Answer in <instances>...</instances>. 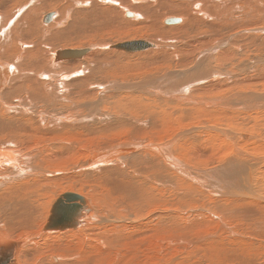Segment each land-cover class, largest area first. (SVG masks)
<instances>
[{
  "label": "bare ground",
  "instance_id": "1",
  "mask_svg": "<svg viewBox=\"0 0 264 264\" xmlns=\"http://www.w3.org/2000/svg\"><path fill=\"white\" fill-rule=\"evenodd\" d=\"M208 1L213 3L212 0H208ZM70 2H71V0H0V40L4 41L3 47H0V236L4 237L6 239L20 243L21 247L18 251V257H17L19 264H136V263L150 264L151 258H153L155 256L154 254L148 256L144 261H141V260L138 261L139 257L137 255V253L136 252L133 253L131 251V250H135L134 247H136V249H137L136 244H137L138 239H135L136 236H134V235L138 234V236L140 238V236L142 237L143 235L146 236V234H148L147 231H150V228H152V227L143 228V226H147L149 223V221H147V219H150V221L151 220H157L158 224H160L162 226H168V224H166V223H168L171 220V217H174L171 214L176 212V211H174V209H172L171 211L167 210L169 212H166V210H165L166 213L162 212L160 210H159V212H157L158 210L155 212H151L150 206H147L148 200H147V202H145V200H143L141 202L137 201L138 194H136V191H135L136 189L134 188V187H137V185H139V184L143 185V186L146 185L145 188H143L141 190L142 193H145V192L153 193V192L157 191V188H156V185L151 186L152 184L158 183V185H159L161 180H163V183L165 184L164 181L166 179H162V175H160V174H158L157 180L153 179V178L157 177L156 174L153 172V169L156 172L160 171L161 173L170 172L171 174L175 175V179H178L179 181L182 180L183 184H185L184 182L188 181L187 184H189L191 186H192V184L195 185L196 189L198 187L201 188L202 190L205 191V192L202 191L203 194L205 193V195L206 194L209 195V197H207V195L205 196V198L207 200L210 198V196L214 197L216 194H218V197H222V198L224 197L226 199V202H227V200L228 201L230 200V202H235L232 205H235V204L237 205V203L238 202L240 203V201L250 200L247 202H251V200L255 199V195H252L250 193L251 191L248 192L249 191L248 189H251V188H248L245 186V185H248L249 182H251L250 181L251 177L249 175L251 174L250 172L254 170L251 168H253L255 165H253V166L250 165V162H251L250 159L252 158V157H250L251 155L247 154L246 152H242L241 149H239L237 147H232L230 153L225 155V158H222L223 159L222 164L215 166L212 169H204L205 167H203V169H199V168H194L192 166L186 165V162H184L183 159H181L180 157H178L176 155V151H178V150H176V148L179 145V143L188 136V134L193 132V129H192V131H190L187 129L188 127L186 128L188 131H185L186 129H184L182 127V129H184L183 131H181L179 129L180 132L178 134L175 133L173 138L167 139V140L164 138L162 140L160 138H159L160 140L158 138H156V140L158 139V141H156V140L147 141L145 139L146 137L140 138L141 135L139 136L138 134H141L142 131L145 133V128H147L146 130H148L150 134H151L150 130L153 128L154 131H152V133L153 132L155 133V131H156L155 128L159 127V125L162 124V122L163 123L166 122L165 113L162 110L163 106H159L158 108H151L150 106H148V104L146 102H144L141 107L137 108L136 107L137 103H136V101L133 100V108H135L138 111V113L140 114V117H138L137 115H132L129 113V115L120 114L116 117L113 116L111 118L110 116L112 114L108 113L106 110L101 109V105L105 102L102 103L103 99L100 100L99 99L100 95H99L98 100L94 99V102L91 101L89 103H83L80 105L75 104V105H72L71 109L69 108V109L64 110L63 109L64 106L62 108L59 107V109L57 108L55 111H53L50 108H49L50 111H49V109L39 108L38 104L40 102L41 103L42 102L48 103L47 102L48 97L51 94L53 95L54 90H58V92H59L60 87L65 89V92H61L62 95L70 98V94L71 95L73 94L71 90L73 88L78 89L83 83H85L87 81V78L89 77L85 73L83 75V76L86 75L85 77H82V75H80L81 77H78V75H77L78 72H75L76 74L73 75L72 77H71L72 74L68 75L67 77H65V76L63 77V75L62 76L57 75V78L54 79L53 78V74L55 73L54 70H56L61 65V63L64 64V62H66V61H68V62L69 61H75V66H76V65H78V63L76 64V61H79V60H64V61H59V62L55 61L57 52L60 50H65V49L58 50L56 52V54H54L52 56L49 55L48 51H46V50L48 49V47L53 42H57V44L59 43L58 44V46H59L61 41H62V43L68 41V44H70V42H73V43L78 42V41L80 42L81 40H83V38H87V37L89 38L90 35L92 36V33H96L98 31L105 29V26H107L109 23L107 16L114 14V13L116 14V12H117L116 10H121V13L119 14L121 16L122 15L127 16L126 15L127 13L132 14V17H129L132 19L136 18L135 17L136 15L134 16V14H135L134 11H137L140 14V18L142 17V20H140V22H138V23L139 24H145L148 27L142 26V25H140V26L143 27L144 29H145V27H146V29L149 28V29H147L148 30L147 33H150V31H154V34H156L158 36L160 35V37H162V39H165L164 38L165 34H163V30L161 29V26H162L161 23L163 21V20H161V18L164 16V11H165L163 9L165 7L163 6L162 0H82V1H77L76 6H78V7L73 5L72 9H71L72 4H70ZM49 4H50V6L53 5L49 9V11H51L52 8H54V11L52 10L53 12H47L46 9L49 6ZM255 6L263 7L264 5L259 0H257L255 2ZM68 8H70L72 10V15H73V17L71 18L72 20L68 24L63 26L64 28H62V29L60 28V30H57L56 28L59 26L61 27V23L65 24V21H66V19L63 17V14H61L60 11L65 12L66 10H68V12H69L70 9H68ZM125 8L129 9V10H127L126 13L122 12V11H124ZM41 9H43L44 11L46 10V12L48 14L46 13L45 16L43 15L42 17H40L41 19L39 20V14L38 13ZM57 9L59 10L58 14L56 13ZM11 10H12V12L10 13ZM192 10L197 11V13L199 15H194V16L188 17L187 18V24L184 27L182 26V25H184V22L182 21V19L177 18V19H180L181 22L179 24H170V25H173L172 27H169L172 29L171 32L173 30L174 31H183L184 35H186L187 33L190 34L193 32L194 38L196 37L194 34H197V33L198 34H204L205 33L207 36V39L212 42L213 39H215V37H217V36L221 38V36H219V35L223 34L224 31L231 30L229 27H220L219 25H217L214 22L207 21V19H210V17H207L203 13L204 6L202 5V2H200L198 4H193ZM241 10H242V8H240V11ZM174 11H175V9H174ZM170 12H172L171 14L176 13V11H175V13H173V10H171ZM51 13L53 14L52 20L49 22H45V17ZM179 13L181 14V13H186V12H184V10H182V12L179 11ZM65 14H66V12H65ZM80 14H83L85 16L87 15V17H85L83 22H82L83 19L82 20L78 19L79 21L77 20V18H78L77 15L80 16ZM99 14L101 15V17L103 19H98ZM186 16H188V15H186ZM171 18H174V17H171ZM132 19H129L127 21L126 25L131 26V27H134L135 25H139L137 22H135L137 20H132ZM217 19H219V18H217ZM166 20H164L163 24L165 23ZM220 20L221 19L216 20V21H220ZM39 22H40V24H39ZM198 23H201L204 25L203 26L197 25ZM259 23H257V24H259ZM263 23H261V24L264 25ZM8 25H11V27ZM253 25H255V24H253ZM259 26H260V24H259ZM165 27L166 26H164V28ZM143 28H142V30H144ZM204 29H206L208 31H206ZM122 30H123V28H122ZM124 30H125V28H124ZM139 30L141 31L140 27H139ZM140 31H138V32L143 33ZM166 31H168V30H166ZM127 32H129V31H127ZM144 32H146V31H144ZM133 33L132 34L135 35V32H133ZM147 33H144V35H146ZM180 33H182V32H180ZM230 33H232V32H230ZM230 33L228 34V36H227V33H225L226 34L225 36H227L225 39L221 38L219 40L217 38L218 41H217V39H216V41L214 40L215 41L214 44L212 42V45L210 46V44H209V47L206 43H204L207 45L206 47H208V48L205 49L204 51H201L200 53H197L198 56L194 60L191 57L192 58L191 60H193V67L199 65L200 61H202V60L205 61V59L207 60L208 57H212L213 58L212 60H214V61H219L217 67L222 66L224 62H228V56H227L228 51H227V49L224 48V46H226L228 44L227 40H234ZM71 34H74V35L77 34L78 36L76 35V37H70ZM108 34H109L108 36L110 37L111 34L110 33H108ZM116 34H118V31ZM124 34L122 36H124ZM129 34L126 36H129ZM136 34H137V31H136ZM171 34H173V32ZM189 34L187 35V37L189 36ZM102 35H104V33ZM99 36L101 38V35H99ZM108 36H106L107 40H109ZM116 36H115V39H116ZM193 36L191 34L192 39H193ZM257 36L259 37V35H257ZM172 37H174V36H172ZM88 38L84 39V40H88ZM91 38H93V36ZM102 38L104 39L105 37L102 36ZM110 38H114V37L111 36ZM119 38H120V36H119ZM124 38H125V36H124ZM253 38H252V40H250V43L252 41L253 42L252 44H255V39H253ZM106 39H105V43H108ZM188 39H189V37H188ZM195 39H194V41H195ZM249 39H246V40L248 41ZM134 40H144V39L137 37ZM257 40H259V38ZM91 41L94 42L93 40H91ZM111 41H112V39H111ZM123 41H125V40H123ZM129 41H131V40H129ZM144 41H147V40H144ZM88 42H89L88 43V48H89L90 41H88ZM92 42H91V45L93 46ZM98 42H100V40ZM117 42H119V41H117ZM147 42H149V41H147ZM183 42H185V41H183ZM195 42H196V44L199 43L197 41H195ZM201 42H203V41H201ZM73 43H72V45H73ZM109 43L110 44L108 46H106V45L104 46V43H103V45L102 46L100 45L99 48L101 47L104 50L112 51V53L116 52L117 50H113V49L108 48L111 45H115V44H113L114 40H113V43L112 42H109ZM149 43L152 45L154 43L153 47L154 48L156 47V42H149ZM261 43H262V41H261ZM64 44H67V43H64ZM85 44L86 43L84 42V45ZM204 44L202 43L203 46H204ZM78 45L79 44L76 43L77 47H78ZM64 46H66V45H64ZM257 46H259V44ZM72 47L66 48V49H81V48H77V47L76 48H72ZM204 47H203V49H204ZM52 49H54V47ZM89 49H91V51L85 57H83L81 59L82 61H83V59L84 60H87L89 58L92 59V57L94 55H96L97 52H100L99 50H96L93 47L91 48V46ZM244 49H246V48H244ZM161 50H163V49H161ZM161 50L159 52L160 55L156 53L159 51V49L155 50L153 48H150V49H147V50L142 51V52H146V53L153 52V55L156 56V57L154 56L155 59L158 58V55H159V57L161 56L162 58L170 57L169 52L167 54V52L161 51ZM183 50L185 51V49H183ZM195 50H196V48H195ZM242 51H244V50L242 49ZM172 52L175 53V51H172ZM196 52H197V50H196ZM112 53H111V56L113 55ZM139 53L140 52H137L136 54H139ZM146 53H144V54H146ZM183 53H185V52H183ZM132 54H134V53H132ZM190 54H191V52H190ZM98 55H100V54H98ZM171 55H172V53H171ZM181 55H182V53H181ZM185 55H187V54H185ZM194 55H195V53L192 54L191 56H194ZM128 57H127V59H128ZM177 57H179V56H177ZM101 58H102V56H101ZM172 58H173V56H172ZM181 58H184V56ZM93 59H94V57H93ZM178 59L180 60V58H178ZM178 59L176 58L177 61H178ZM181 61H182V59H181ZM187 61L188 60H186V64H187ZM95 62L96 61H94V63ZM119 62H121V61H119ZM188 62L190 63V61H188ZM85 63H86V61H85ZM191 63H192V61H191ZM180 64L183 65L185 63H179V65ZM204 64L205 63H203V65ZM87 65H90V64H87ZM79 66H80V64H79ZM191 66H189V67H191ZM81 67L83 68V63L81 64ZM90 67H91V65H90ZM90 67H89V69H90ZM162 67H164V66H162ZM182 67H184V66H182ZM189 67H188V70H189ZM178 68H180V67H178ZM211 68H213V67L211 66ZM215 68L216 67L211 69V71L209 72L208 75H205V76H207L205 79L202 80V78H201V80H198V81L195 79L196 81H192V82H188V83L186 82L187 80L186 81L184 80L183 83L182 82L179 83L178 80H177L178 81L177 82L176 79L179 78L177 76H180V75L175 73V72H172L171 71L172 69H171L170 73L167 72L164 75H162L161 77L158 76L159 78H157V79H153L151 81L147 80L148 82H144V83L140 82V83H137V85H134L135 87L132 88V86H131L129 88H131L132 90L138 91L141 94H144V95L147 94L148 97L151 96V98L153 100H158L159 102H162V103H170V102H173V103L179 102L182 104L188 103L189 105H191V108L189 107L190 110L192 109V105H194L193 109H194L195 105H206V106L220 105V107H222V106L227 107L228 108L227 110H235V112H239V110H243L242 108H245V107L246 108H252L253 106L255 107L256 105H260V106L264 105V92L258 93V91L256 89L257 93H245L244 94L243 92L246 90V88H244L245 90L243 91V87H242L243 92L236 93L238 90L236 91V89H234L235 94L233 93L234 95L231 94L232 95L231 97L224 98L223 100L221 99L222 101L219 99L217 102H209L208 100H205V99H203V100L197 99V98H200L199 96L202 95L203 93L209 94V92H211V91L217 90V92H218L220 90V88L221 89L222 88L228 89L230 87L228 84H230L231 81H229L228 78L226 77V75H225L226 72L221 73V72H219L220 67L217 69H215ZM60 70L58 69L59 72H60ZM83 70H84V68H83ZM203 70H204V68H203ZM198 71L200 72V70H198ZM89 72H91V71H89ZM176 72H178V71H176ZM179 72H181V71H179ZM68 73H70V72H68ZM100 73H102V72H100ZM228 74H229V72H228ZM190 76H192V75H190ZM104 77H107V76L105 75ZM210 78H215V79L210 80ZM223 78H226V80L229 81L228 84L227 83L225 84V82L223 81L224 80ZM67 79L68 80L70 79L66 83V85H68L70 89H68V86H67V88H65L66 86L63 87L64 85L62 84V82L64 80H67ZM92 79H94V78H92ZM179 79L181 80V78H179ZM185 79H186V77H185ZM103 80L104 79H101V81H103ZM188 81H190V79ZM215 81H216V83H215ZM184 82H186V83L184 84ZM94 83H96V82H94ZM178 83L180 85H178ZM237 83H242V81L237 79ZM123 84H125V83H123ZM130 85H128V86H130ZM249 85H250V83H249ZM249 85H246V86H249ZM99 86L101 87V85H99ZM118 86H120V85H118ZM234 87H235V85H234ZM238 87H240V85ZM129 88L127 87V89H129ZM231 88H229V89H231ZM247 88H250V87H247ZM77 89H75V90L77 91ZM109 89H110V87H109ZM115 89H117V87ZM229 89L227 91H229ZM240 89H241V87H240ZM92 90L86 89L85 92H87L88 94H92ZM231 90L229 91V93L231 92ZM101 91H102V89H101ZM107 91H108V89H107ZM125 91H128V90H125ZM190 91H193L194 96L197 98L192 96L193 94L189 95ZM251 91H252V89H251ZM253 91H255V90H253ZM54 94H57V93H54ZM98 94L99 93H97L96 95H98ZM109 94H110V92H109ZM109 94L106 93V90H104L102 92L101 96H102V98H104V97H115V96H111ZM223 94L220 91V95L223 96ZM75 96H76V94H75ZM139 96L142 97L143 95L139 94ZM143 98L147 101V99L145 97H143ZM219 98H221V96ZM152 99H150V100H152ZM126 100H128V99H126ZM72 101H74V100H72ZM105 101H108V99L105 98ZM86 102H88V101H86ZM113 102H115V101H113ZM148 102H149V99H148ZM51 103H53V102H51ZM48 105L50 106V104H48ZM113 105H115V104L113 103ZM169 105H171V104H169ZM105 107H103V108H105ZM187 107H188V105H187ZM171 108H170V110H171ZM175 108L177 109L178 107H175ZM214 108H216V107H214ZM176 109H175V111H176ZM204 109H205V107H204ZM187 110H189V109H187ZM119 111H122V110H119ZM173 111L174 110H172V112ZM225 111H226V109H225ZM183 112L184 111H182V113ZM176 113L178 114V112H176ZM193 113H195V112H193ZM170 114L172 115L173 113H170ZM170 114H169V116L171 117ZM177 114H174V115H177ZM183 114H189V117H190V113H188V112L183 113ZM114 117H115V120L111 121L114 119ZM174 117H176V116H174ZM174 117L172 119H175ZM28 118H29V120H27ZM95 119H97V122H98V123L96 122L97 124L93 123ZM122 119H127V120H130L132 122H130V124H129V123H127V121H122ZM256 120L259 121V119H256ZM256 120H254V121H256ZM28 121L29 122L31 121L30 125L27 124ZM258 121H256V124ZM111 122H116L117 124L111 123ZM91 123H93V124H91ZM216 123H219V122H216ZM128 125H130L132 127L131 129L134 131V134L138 133L137 135L139 138H132L131 141H129V142H127L125 140V141L120 142V143H114L112 140H115V139L113 138V136H111V131H110V136H111L110 138H113L112 140H108V138H106L107 140L105 139L106 141L105 140L103 141L102 139L100 140V138L95 137V138H97V140L103 141L104 145L103 146L99 145L100 148L97 147L98 149L97 148H94L93 150L90 149L89 151H87L85 153L83 152V154H80V155L84 156L83 157L84 163L82 165H79L78 167L76 166L77 168H75V169L77 171H79V172L82 171V173H83V171H85L86 173L91 172L94 175V174H97L95 172H98L104 168L102 170V171H104L103 173L104 174H110L112 176L109 179H105V180L103 179L102 180L104 182L103 188L101 190H97L94 188V187H96L95 185H97V184L93 183L92 186L95 190L94 189L86 190V189H88L87 187L85 188L86 185L85 186L79 185V187L74 186L75 184H79L80 181L75 183L77 180L72 179L71 182L75 181L74 185H72L73 183L71 184V182L69 183L71 185L69 188L72 191L71 192H65L64 189L62 191L65 193L80 194V195L84 196L86 199H88L92 210L89 213L84 215V217L82 218V223L77 228L66 229L65 232H62V233H61L62 230H60V232L52 231V230L44 231V228H45V226L49 220L50 212H51V209H52L54 202L61 195H63V194L59 195L58 198H57V196L53 195L57 191L56 188L61 186V185L56 184V182L59 179L58 178V176L60 174V171L58 173L59 169L57 168L58 170L55 171V170H52V168L54 166L56 167V166L62 164V162L67 157H70V156L73 157L74 156V154H72V153L74 151H76V149H77V146H76L77 144L75 145V143H77L78 140L75 143H73V142L67 141V140H60V139L54 140V138L52 137L53 138L52 141H48L44 145H40L37 147H33V145H28L26 143L33 141V139H36L35 137H37V134H44L45 133V134H50V135H52V134L56 135V134H58V132H61V133L62 132L64 133L67 131L68 132H70V131L80 132V130H86V131H88L87 134H102L103 135L106 131L117 129V128H122V130H125L124 127L128 126ZM168 125H169V123H168ZM171 125L172 124L170 123L169 126H171ZM202 125H204V124H202ZM233 125H235V124H233ZM254 125H255V123H254ZM257 125H259V124H257ZM166 126H167V124H166ZM166 126L164 127L165 129H167L169 127V126H167V127ZM199 126H200V124H199ZM262 126H264V124L260 125L259 128ZM172 127H173V125H172ZM172 127H169L170 130L164 129L166 132L164 131L163 137L166 135L165 133H167V131L168 132L170 131L169 133L171 134ZM176 127L175 128L173 127V128L176 129ZM179 127H177V128H179ZM256 127H258V126H256ZM198 128H196V129H198ZM206 128H208V127H206ZM160 130L163 131V128H161ZM215 130H218L220 133H223L224 137L226 134H230V133L226 132L225 130H223L222 128L221 129H215ZM243 130L244 129H241V131L237 135L238 138H236V139H238L240 141V143L242 142L243 144H249V142H252V140H253L252 139L253 136L251 135L252 133L250 134L248 131H245V130L243 131ZM208 131H210V129ZM218 131H216V132L214 131L212 133H214V134L216 133L215 135L217 136ZM125 132H127V131H124V133ZM156 132L158 133L159 131L157 130ZM61 133H59V134H61ZM121 133H123V131ZM121 133L119 132V134H121ZM127 133H129V132H127ZM146 135H147V133L144 136H146ZM206 135H210V134L207 133ZM215 135H214V137H215ZM131 136L128 135V137H131ZM155 136H157V134ZM103 138H104V136H103ZM68 139H70V138L68 137ZM230 139H232V138H230ZM123 140H124V138H123ZM42 141H45V140H42ZM81 141H82V139H81ZM204 141H206V140H204ZM253 141L257 142L256 140H253ZM12 143L16 144V149H12V147L11 148L9 147L10 145H13ZM98 144H103V143L100 142ZM93 146H96V145L93 144ZM186 146H188V144ZM228 146H230V148H231V145L228 144ZM19 147H22V148H19ZM253 147H254V144H253ZM253 147L251 149V152H256L257 150L255 149V147L254 148ZM88 148H89V146H88ZM247 150H249V149H247ZM190 151H191V149H190ZM183 152L181 151V153H183ZM247 152H249V151H247ZM76 153H77V151H76ZM226 153H224V154H226ZM260 153L263 154V156H264V152H260ZM217 154H218V151H217ZM250 154H252V153H250ZM248 155H249V159H248ZM253 155H254V153H253ZM82 156H79V158ZM201 157H202V155L200 153L196 156L197 159H199ZM79 158H77V159L79 160ZM71 160H72V158H71ZM248 160L250 162H248ZM263 160H264V157H260V156L256 155L252 161L253 162L256 161V162L260 163ZM79 161L81 162V160H79ZM79 161H78V163H79ZM67 163L69 164V162H67ZM191 163L192 162H190L189 164H191ZM71 164H74V163H71ZM112 164H114V165L112 166ZM110 165L112 167H109ZM195 165H196V163H195ZM207 166H208V164H207ZM70 167H73V165L72 166L70 165ZM107 167H109V168H107ZM148 168H150L151 172H152L151 178H148L145 174H143V172L145 170H147ZM61 169H62V167H61ZM72 169L74 170V168H72ZM260 169H262V167ZM262 171H260V172H262ZM68 172H72V171H68ZM254 172H256V171H254ZM73 173H77V172L75 171ZM98 173H101V171ZM76 175H78V174H76ZM86 175H88V174H86ZM93 175H92V177L97 176V175H94V176ZM263 176H261V174L259 175V177H263ZM71 177L72 176H70L69 178H71ZM69 178H67V179L69 180ZM73 178H74V176H73ZM166 178L168 179V177H166ZM66 180L63 181L64 182L63 185H65ZM68 180H67V182H68ZM83 180H85V178ZM96 180L99 181V179H97V178H96ZM88 181L90 182V179ZM93 181H94V179H93ZM102 181H101V183H102ZM155 181H157V182H155ZM182 181H181V183H182ZM255 181H257L256 178H255ZM91 183H92V180H91ZM163 183H162V186H163ZM171 183H173V181ZM251 184H254V183L251 182ZM256 184H257L256 185L257 187L258 186L260 187L259 183H256ZM172 185L174 186V184H172ZM175 185L177 187V184H175ZM179 185H181V184L179 183ZM173 186H171V187L173 188ZM98 187H100V186H98ZM254 187H255V184L252 188H254ZM180 188L179 189L177 188V189L180 190ZM178 190H176V191H178ZM187 191H185V193ZM62 192H57V193H62ZM162 192H164V191H162ZM193 192H195V191H193ZM202 192L199 191V193H198V194H200V197H201ZM253 192H255V191H253ZM174 194H175V192H174ZM178 194H179V192H178ZM198 194L196 193V195H198ZM193 195L196 196L194 193H193ZM189 196H191V195H189ZM177 197H178V195H177ZM202 197L203 198H201V200L205 199L204 195H202ZM47 198H49L52 201L50 203H48V207H49L48 210L49 211H48V215H45V217L47 216L46 220L38 223L37 224V231L33 232L34 234L40 235L38 238H34L35 235H33L34 237L30 238V239H29V237L27 238L26 236H24L25 239L22 240V238L19 239V237H17L18 239L17 238L15 239L13 237V234L8 235L7 231H10V233H11L13 231L23 230V229H26V228H29V227L35 225L37 223L38 217L40 215L39 214L40 209L42 207H45L46 203L44 201ZM183 198H185V195ZM222 198H221V201H223ZM256 199H261V200H258L261 203L264 201V198H262L261 196L257 197ZM204 201H202V202H204ZM207 202L209 203V201H207ZM244 203L248 204L246 202H244ZM215 205H216V203H215ZM257 205H259V204H257ZM263 205H264V203H263ZM217 206H218V204H217ZM238 206L240 207L241 205L238 204L237 208H238ZM247 206L243 205V208L241 206L242 209H245V208H248V209L246 210V212L244 214H242V212H241L240 216H238V214H237L236 218H239L242 216L241 221H243V222H245V220L247 222H248V220H252L256 224V226H258L259 224L264 225V210H260L261 208L259 206L258 207L260 209L257 208L259 210H256L254 207L252 209L251 207L254 205H251V207H247ZM107 208L109 209L108 211H110L111 214H108L107 210H105ZM233 209H235V207ZM193 210L195 211L196 214H198L197 211L201 212V209L198 207V205H197V207L193 206ZM43 211L45 212V210H43ZM136 211L138 212V214ZM256 211H259V212H256ZM232 212L230 211V214ZM45 213H47V210ZM221 213L223 214V211ZM202 214L205 215L206 213H204L202 210ZM222 214H220V215H222ZM233 215H235V214L233 213ZM243 216H244L245 220H242ZM206 217H208V216H206ZM215 217H216V215L214 216V218ZM181 218H182L181 224L177 225V227H175L176 230H174V231H179L180 232L179 235L186 233V232L187 233H193L192 230L193 229L195 230L196 226H198V224L197 223H186L184 221L183 216H181ZM204 219H203V221H204ZM209 219H210V217H209ZM208 220H205L203 222V224L205 225V222ZM233 220H232V222H233ZM239 220H240V218H239ZM203 224L201 222V225H203ZM247 224H249V223H247ZM204 225H203V227L205 228L206 226H204ZM206 225H207V227H209L208 223ZM254 225H253V227H256ZM239 226L237 224V229ZM247 227H250V224ZM200 228H202V227L200 226ZM218 228L222 229V230H219V232L223 231V233L225 235H229L231 237V239H232V237H234V235H236L235 233H237V232L240 233L239 231L242 230L239 228L238 229L239 231L234 233L223 222H221L220 225H218ZM159 229H160V227L158 228V231H159ZM252 229H250L251 233L253 232ZM255 229H253V230L255 231ZM141 231L144 232L145 234H141L142 233ZM195 232H196V230H195ZM195 232H194V234H195ZM173 233L175 234V232H173ZM203 233H204V229H203ZM169 234H172V232L170 231ZM258 234L259 233L256 232V235H258ZM54 235H56L55 239L59 241L58 245H56L55 242L54 243L51 242ZM196 235H197L198 240L204 237V236L203 237L199 236L200 238H198L197 233H196ZM237 235H239V234H237ZM181 236H183V235H181ZM261 236L264 237V231H263V235L261 234ZM225 237H227V236H225ZM254 237H255V233H254ZM257 238H258V236H257ZM179 239H180V236H179ZM182 239H184V238L182 237L180 240H182ZM197 239H196V241H198ZM261 239H264V238H261ZM20 240H22V241H20ZM188 240H191V238H188ZM221 240H223V241L228 240V237H227V239L223 238ZM235 240H238V239H235ZM152 241H153V239L151 240V242ZM165 241H167V240L164 239V242ZM169 241H171V240H169ZM182 242H183V240H182ZM184 242H185V239H184ZM192 242H194V241L191 240V243H188V242L187 243L192 244ZM210 242H212V241H210ZM222 242L220 244L216 243V247L212 246L213 244H210L209 242H207V243H209L211 248H209L206 245L202 246V248L205 251L207 250V248H209L210 250L219 249L220 251H226L225 249H227V248L234 249V247L230 248L232 245H230V247H229ZM168 244H166V245L169 248L170 244L169 245ZM156 245H158V244H156ZM56 246H57V249L65 250V252L63 254H61L60 258H57L56 256H51V254H48L47 252H46V255L42 254V256H41L39 249L42 250L44 248H47L46 250L49 251L48 248H56ZM186 246H185V248H186ZM189 246H193L194 247L193 249H196L198 247V246L197 247L194 246V244L189 245ZM42 247H44V248H42ZM74 247H77L78 251L70 254L69 250L71 248H74ZM237 247H238V245H237ZM237 247H235V249H238ZM150 249H152V248L150 247ZM44 250H42V251H44ZM156 250L158 251V249H156ZM185 250H188V249L186 248ZM210 250H207L209 256H207L205 254L209 260V262H208L209 264H211V263L215 264V261L217 262V264H232L233 257H227L224 254L216 255L215 253H214V255H212ZM122 251H125V252L123 253ZM188 251H190L191 253L193 252L191 250H188ZM203 251H202V253L205 252V251L204 252ZM190 252H188L187 255ZM140 254H141V252H140ZM201 256L202 255H201L200 251L194 250V252L192 253V257H190V258L195 259V261H193V262H195L194 264H204L202 261L205 260L204 259L205 256H204V258L202 257L204 260L201 259ZM173 258H174V256H173ZM167 260H166V262H168V263H161V264L174 263L173 261L169 263V261H167ZM175 261H177V259ZM191 262L192 261H190V264H191ZM254 262L250 261L248 258H246L245 253L242 252L239 255L238 260L236 261V264H253ZM183 263L184 262H182V264ZM256 263L257 262H255L254 264H256ZM175 264H179V263H175Z\"/></svg>",
  "mask_w": 264,
  "mask_h": 264
},
{
  "label": "rangeland",
  "instance_id": "2",
  "mask_svg": "<svg viewBox=\"0 0 264 264\" xmlns=\"http://www.w3.org/2000/svg\"><path fill=\"white\" fill-rule=\"evenodd\" d=\"M77 1H82V0H77ZM76 0H71V2H70V4H72V7H71V9L73 8V5H75L76 6V2H77ZM213 1V3L212 2H209L208 0H162V2H163V6L165 7V8H163L165 11H164V16L161 18V20H163L162 21V23H161V29L163 30V34H165V39H162V37H160V35L158 36V35H156V34H154V31H150V33H147V29H149V28H147L146 29V27H148V26H146L145 24H139L138 22H140V20H142V17L140 18V14L137 12V11H134V16L136 17V18H129V17H127V16H124V15H119L120 13H121V10H116L117 12H116V14L114 13V14H111V15H109V16H107L108 18V20H109V23H108V25L107 26H105V29L104 30H101V31H98V32H96V33H92V36H93V38H91L92 36L90 35L89 36V38H88V40H84V39H87V38H83V40H81L80 42L82 43H80L79 41V43L78 42H75V43H73V42H70V44H68V41L67 42H64V43H67V44H64V43H62V41H61V43H60V45L58 46V44H57V42H53L49 47H48V49L46 50V51H48V53H49V55H54V54H56V52L58 51V50H60V49H66V48H71L74 44V46L72 47V48H76L77 46H76V43L77 44H79L78 45V47L77 48H81V49H84V48H88V41H90V44H89V48H90V46H91V48L93 47V48H95L96 50H99L100 52H97V56L96 55H94L93 57H94V59H93V57H92V59L91 58H89V59H87V60H84L83 59V61L80 59L79 61H76V64L78 63V65H76L75 66V61H66V62H64V64L63 63H61V65L56 69V70H54V74H53V78L54 79H56L57 78V75H60V76H62L63 75V77L65 76V77H67L68 75H71V77L73 76V75H75L76 73L75 72H78L77 73V75H78V77H81L80 75H82V77H85L86 75H88L87 77V81L85 82V83H83L78 89L77 88H73L71 91H72V95L70 94V98H68V97H65V96H63L62 95V93L61 92H65V89L64 88H62V87H60V91L58 92V90H54L53 91V95L51 96H49L48 97V99H47V102L48 103H45V102H40L39 104H38V106H39V108H45V109H52L53 111H55L57 108L59 109V107L60 108H62L63 106V109L64 110H66V109H71L72 108V105H75V104H83V103H89V102H91V101H93L94 102V99L96 100H98V97H99V95H100V100L101 99H103L102 100V103L103 102H105V103H103L102 105H101V109L102 110H106L108 113H110V114H112L110 117L112 118L113 116H118V115H120V114H124V115H129V113L130 114H132V115H137L138 117H140V114L138 113V111L135 109V108H133V100L134 101H136V103H137V108L138 107H141L142 106V104L144 103V102H146L147 104H148V106H150L151 108H158L159 106H163L162 107V110L164 111V113H165V117H166V122L165 123H163L162 122V124H160L159 125V127H156L155 128V130L157 131H159L158 133L155 131V133L153 132L152 133V131H154V129L152 128L151 130H150V132H151V134L149 133V131L148 130H146L147 128H145V133L142 131L141 132V134H138V133H135L134 134V131L131 129L132 127L130 126V125H128V126H125L124 127V129L125 130H122V128H117V129H113V130H109V131H106L103 135L102 134H87V132L88 131H86V130H80V132H76V131H70V132H58V134H56V135H50V134H37V137H35L36 139H33V141H31V142H27L26 144H28V145H33V147H37V146H40V145H44L46 142H48V141H52V139L54 138V140L56 139H60V140H67V141H71V142H73V143H75L77 140V143H75V145L77 146V149H76V151H77V153H76V151H74L72 154H74V156L73 157H71L72 158V160H71V158L70 157H67L63 162H62V164H60V165H58V166H54L53 168H52V170H58V173H59V171H60V174H59V176H58V181L56 182V184H58V185H61V186H59V187H57L56 188V192L53 194L54 196H57V198H58V196L59 195H61V194H64L65 192H71L72 190L69 188L71 185L69 184L71 181H72V179L73 180H77L76 182L75 181H73V182H71V184L72 185H74V182L75 183H77V182H79V184H75L74 186H76V187H79V185H81V186H85V188L87 187L88 189H86V190H91V189H97V190H101L102 188H103V179L105 180V179H109L110 177H112L110 174H104L103 172L104 171H102V170H100L101 171V173H98V172H100V171H98V172H95V173H97V174H94V175H97V176H94L93 175V173H86L85 171H83V173H82V171H77L75 168H77L79 165H82L84 162H83V157L84 156H82V155H80V154H83V152L85 153V152H87V151H89L90 149L91 150H93L94 148H100V146L99 145H101V146H103L104 145V140L106 139V138H108V140H112L113 138L116 140H112L114 143H120V142H123V141H127V142H129V141H131V139L132 138H139L138 137V135L140 136V138L141 137H146L145 139L147 140V141H149V140H156V138H160L161 140L164 138V139H171V138H173V136L175 135V133L176 134H178L179 132H180V130L181 131H183L184 129H186L187 127V129L188 130H190V131H192V129H193V132H191L190 134H188V136L184 139V140H182L180 143H179V145L177 146V148H176V150H178V151H176V155L178 156V157H180L181 159H183V161L184 162H186V165H189V166H192V167H194V168H199V169H203V167H205L204 169H212V168H214L215 166H218V165H220V164H222V158H225V155H227L228 153H230V151H231V149H232V147H237V148H239V149H241V151L242 152H246L247 154H249V155H251L250 157H252L251 159L253 160V158L256 156V155H258V156H260V157H264L263 156V154H261L260 152H264V126H262V127H260L259 128V126L260 125H263L264 124V105H256L255 107L253 106L252 108H242L243 110H239V112H235V110H227L228 108L227 107H224V106H222V107H220V105H217V106H206V105H195V107H194V109H193V106L194 105H192V109L190 110V108H191V105H189L188 103L187 104H182V103H179V102H170V103H162V102H159L158 100H153L152 98H151V96H149L148 97V95L147 94H141L140 92H138V91H135V90H132L131 88H129V87H131L132 86V88L133 87H135L134 85H137V83H140V82H142V83H144V82H148V81H151V80H153V79H157V78H159V77H161L162 75H164L165 73H167V72H175V73H177V74H179L180 76H177V77H179V78H181V80L179 79V78H177L176 79V81L178 80L179 81V83L180 82H182L183 83V81L185 80H187L186 82L188 83V82H192V81H198V80H201V78H202V80L203 79H205L207 76H205V75H208L209 74V72L211 71V69H213L214 67H216L215 69H217V68H219L220 67V69H219V72H221V73H225V75H226V77L228 78V80L229 81H231V83L230 84H228V80H226V78H223L224 80V82H225V84L227 83L230 87L229 88H231V89H229V91L231 90V92L229 93V91H227L228 89H221L220 88V90L217 92V90H214V91H211V92H209V94L208 93H203L202 95H200L199 97L200 98H197V97H195L194 96V90L193 91H190L189 92V95H192V96H194L195 98H197V99H199V100H203V99H205V100H208L209 102H217L219 99L221 100H223L224 98H227V97H231L232 95L231 94H233L234 92H235V90L234 89H236V93H240V92H243L245 89L244 88H246V90L243 92L244 94L245 93H257V91H258V93H260V92H264V25H262L261 23H263L264 22V6L263 7H257V6H255V2L257 1V0H212ZM261 3H263V5H264V0H259ZM200 2H202V5L204 6V11H203V13L207 16V17H210V19H207V21H209V22H214V23H216L217 25H219L220 27H229L231 30H226V31H224V33L223 34H221V35H219V36H221V38L222 39H225L227 36H228V34L230 33V32H232V33H230L231 34V36L233 37V39L234 40H227V42H228V44L226 45V46H224V48L225 49H227V51H228V62H224L223 63V65L222 66H219V67H217L218 66V63H219V61H214V60H212L213 58L212 57H208V59L206 60L205 59V61H200V64L199 65H197V66H195V67H193V60L198 56V54L197 53H200L201 51H204L205 49H207L208 47H209V44H210V46L212 45V42H213V44H214V42L216 41V39L218 38L219 40L221 39L220 37H215V39H213V41L211 42L210 40H208L207 39V36H206V34L204 33V34H194L196 37V39L194 38V36H193V32L192 33H187L186 35H184V32L183 31H172L173 32V34H171L172 32H171V28H169V27H172L173 25H167V24H163V22H164V20H166V19H168V18H171V17H174V18H181L182 19V21L184 22V25H182L183 27L184 26H186V24H187V18L188 17H190V16H194V15H199L198 13H197V11H193L192 10V5L193 4H198V3H200ZM74 3V4H73ZM133 3V2H132ZM138 3V2H137ZM135 4V3H134ZM242 6H241V5ZM89 5V4H88ZM51 6H53V5H51ZM50 4H49V6L47 7V12H53L54 11V8H52V10L51 11H49V9H50ZM76 7H78V6H76ZM75 7V8H76ZM240 8H242V10L240 11ZM68 9H70V8H68ZM69 10V12H68V10H66L65 12H66V14H65V12H62V11H60L61 12V14H63V17L66 19V21H65V24H62L61 23V27L59 26V27H57L56 29L57 30H60V28L62 29V28H64L63 26H65L66 24H68L72 19V17H73V15H72V10ZM174 9H175V11H176V13H175V11H174ZM46 10L44 11L43 9H41L40 11H39V20L41 19L40 17H42L43 15L45 16L46 15ZM127 10H129L128 8H125L124 9V11H122V12H124V13H126L127 12ZM171 10H173V13H175V14H171L172 12H170ZM182 10H184V12H186V13H179V11L180 12H182ZM12 12V10L10 11V13ZM42 12V13H41ZM58 12H59V10L57 9L56 10V13L58 14ZM71 13V14H70ZM197 13V14H196ZM48 14V13H47ZM65 14V15H64ZM239 14V15H238ZM41 15V16H40ZM71 15V16H70ZM82 15V16H81ZM117 15V16H116ZM186 15H188V16H186ZM237 17H236V16ZM57 16V15H56ZM59 16V15H58ZM70 18H69V17ZM116 16V17H115ZM62 17V18H63ZM77 20L78 19H83L82 20V22L84 21V19H85V17H87V15L85 16V15H83V14H80V16L79 15H77ZM82 17V18H81ZM123 17V18H122ZM92 18V17H91ZM110 18V19H109ZM119 18V19H118ZM128 18V19H127ZM140 18V19H139ZM217 18H219V19H221L220 21H216V20H219V19H217ZM98 19H103L102 17H101V15L99 14L98 15ZM129 19H132V20H137V21H135V22H137L139 25H135L134 27H131V26H128V25H126V23H127V21L129 20ZM215 19V20H214ZM79 21V20H78ZM103 21V20H102ZM113 23H112V22ZM120 22V23H119ZM260 22V23H259ZM257 23H259L260 24V26H259V24H257ZM39 24H40V22H39ZM38 24V25H39ZM51 24V23H50ZM253 24H255V25H253ZM264 24V23H263ZM116 25V26H115ZM140 25H142V26H146L145 27V29L143 28V27H141ZM197 25H200V26H203L204 24H201V23H198ZM258 25V26H257ZM8 26H10L11 27V25H8ZM114 26V27H113ZM164 26H166L165 28H164ZM107 27V28H106ZM139 27H140V29H141V31L139 30ZM176 27V26H175ZM122 28H123V30H124V28H125V30L123 31L122 30ZM142 28L144 29V30H142ZM201 28V27H200ZM117 29V30H116ZM132 29V30H131ZM134 29V30H133ZM138 29V30H137ZM160 29V30H161ZM115 30V31H114ZM166 30H168V31H166ZM170 30V31H169ZM204 30H206V29H204ZM103 31V32H102ZM114 31V32H113ZM117 31H118V34H116L117 33ZM127 31H129V32H127ZM132 31V32H131ZM136 31H137V34H136ZM138 31H140V32H143V33H139ZM144 31H146V32H144ZM206 31H208V30H206ZM229 31V32H228ZM95 32V31H94ZM100 32V33H99ZM133 32H135V35H133L134 33ZM180 32H182V33H180ZM252 32V33H251ZM104 33V35H102V34ZM108 33H110L111 35H110V37L112 36V37H114V38H110L108 35ZM125 33V34H124ZM133 36H131L130 34ZM133 33V34H132ZM144 33H147L146 35H144ZM225 33H227V36H225L226 34ZM98 34V35H97ZM117 36H116V35ZM120 34V35H119ZM124 34V36H125V38H124V36H122ZM129 34V36H126V35H128ZM169 36H168V35ZM171 34V35H170ZM176 34V35H175ZM189 34V39H188V37H187V35ZM191 34H192V36H193V39H192V37H191ZM77 35V34H76ZM76 35H74V34H71L70 35V37H76ZM99 35H101V38H100V36ZM108 36V39L109 40H107L106 39V36ZM114 35V36H113ZM120 36V38H119V36ZM139 35V36H138ZM182 35V36H181ZM257 35H259V37L257 36ZM50 36V35H49ZM78 36V35H77ZM102 36L103 37H105L104 39L102 38ZM115 36H116V39H115ZM124 38H122V37ZM164 36V35H163ZM172 36H174V37H172ZM248 36V37H247ZM257 36V37H256ZM130 39H129V38ZM143 38L144 40H147V41H149V42H156V47L155 48H153V49H159V51L158 52H156L157 54H159V52H160V50L161 49H163V50H161V51H165V52H167V54H168V52L170 53L169 54V56L170 57H167V58H162L161 56V58L159 57V55H158V58L157 59H155V55H153V52H148V53H146V52H140L139 54H136V53H134V54H132V53H124V52H122L121 53V51H116V52H113L112 53V51H109V50H104V49H102L101 47V49L99 48V46L101 45H103V43H104V46L106 45V46H108L110 43L109 42H112L113 43V40H114V43L113 44H117V43H121V42H126V41H129V40H131V41H133L135 38ZM167 37V38H166ZM183 37V38H182ZM191 37V38H190ZM253 39H255V44H252L253 42L251 41V43H250V40H252V38ZM91 38V39H90ZM134 38V39H133ZM244 38V39H243ZM250 38V39H249ZM259 38V40H257ZM95 39V40H94ZM100 40V42H98L99 40ZM105 39L107 40V42L108 43H105ZM111 39H112V41H111ZM184 39V40H183ZM188 39V40H187ZM194 39H195V41H197V42H199L198 44H196V42L194 41ZM218 39H217V41H218ZM246 39H249L248 41L246 40ZM91 40H93L94 42H92ZM123 40H125V41H123ZM190 40V41H189ZM205 40V41H204ZM215 40V41H214ZM117 41H119V42H117ZM183 41H185V42H183ZM201 41H203V42H201ZM260 41V42H259ZM261 41H262V43H261ZM84 42L86 43L85 45H84ZM91 42H92V44H93V46L91 45ZM257 42V43H256ZM72 43H73V45H72ZM99 43V44H98ZM111 43V44H112ZM185 43V44H184ZM202 43L204 44V43H206L207 45H208V47H206L207 45L206 44H204V46L202 45ZM66 45V46H64V45ZM182 44V45H181ZM193 44V45H192ZM259 44V46H257ZM3 45H4V41H2V40H0V47H3ZM87 45V46H86ZM96 45V46H95ZM153 45H154V43H153ZM192 45V46H191ZM197 46V47H196ZM54 47V49H52ZM184 47V48H183ZM189 47V48H188ZM203 47H204V49H203ZM108 48H110V47H108ZM185 49V51L183 50V49ZM188 48V49H187ZM193 50H192V49ZM195 48H196V50H197V52H196V50H195ZM244 48H246V49H244ZM4 49V48H3ZM181 49V50H180ZM242 49L244 50V51H242ZM93 50V49H92ZM247 50V51H246ZM103 51V52H102ZM172 51H175V53H173ZM187 51V52H186ZM110 52V53H109ZM178 54H177V53ZM183 52H185V53H183ZM190 52H191V54H190ZM193 52V53H192ZM105 53V54H104ZM111 53L113 54L112 56H111ZM144 53H146V54H144ZM171 53H172V55H171ZM181 53H182V55H181ZM195 53V55L194 56H191L192 54H194ZM98 54H100V55H98ZM141 54V55H140ZM176 56H175V55ZM185 54H187V55H185ZM247 56H246V55ZM125 55V56H124ZM244 55V56H243ZM99 56V57H98ZM101 56H102V58H101ZM107 56V57H106ZM129 56V57H128ZM155 56V57H154ZM172 56H173V58H172ZM177 56H179V57H177ZM184 56V58H181V57H183ZM127 57H128V59H127ZM193 58V60H191L192 58ZM176 58L178 59V58H180V60L178 59V61L176 60ZM165 59V60H164ZM175 59V60H174ZM181 59H182V61H181ZM188 60V61H190V63L187 61V64H186V60ZM250 59V60H249ZM92 60V61H91ZM102 60V61H101ZM171 60V61H170ZM212 60V61H211ZM85 61H86V63H85ZM94 61H96L95 63H94ZM119 61H121V62H119ZM168 61V62H167ZM175 61V62H174ZM181 61V62H180ZM191 61H192V63H191ZM209 61V62H208ZM211 61V62H210ZM74 62V63H73ZM99 62V63H98ZM106 62V63H105ZM166 62V63H165ZM185 63V64H180L179 65V63ZM217 62V63H216ZM222 62V61H221ZM220 62V63H221ZM83 63V68H84V70H83V68L81 67V64ZM85 63V64H84ZM171 63V64H170ZM203 63H205L204 65H203ZM71 64V65H70ZM79 64H80V66H79ZM87 64H90L91 65V67H90V65H87ZM108 64V65H107ZM192 65V66H191ZM93 66V67H92ZM162 66H164V67H162ZM182 66H184V67H182ZM189 66H191V67H189ZM203 66V67H202ZM211 66L213 67V68H211ZM69 67V68H68ZM71 67V68H70ZM89 67H90V69H89ZM96 67V68H95ZM178 67H180V68H178ZM188 67H189V70H188ZM198 67V68H197ZM63 68V69H62ZM81 68V69H80ZM87 68V69H86ZM185 68V69H184ZM195 68V69H194ZM203 68H204V70H203ZM211 68V69H210ZM224 70H223V69ZM58 69L60 70V72L58 71ZM65 69V70H64ZM68 69V70H67ZM72 69V70H71ZM161 69V70H160ZM172 69V70H171ZM178 69V70H177ZM200 70V72L198 71V70ZM99 72H98V71ZM106 70V71H105ZM164 70V71H163ZM171 70V71H170ZM207 70V71H206ZM67 71V72H66ZM85 71V72H84ZM89 71H91V72H89ZM163 71V72H162ZM176 71H178V72H176ZM179 71H181V72H179ZM186 71V72H185ZM203 71V72H202ZM58 72V73H57ZM62 72V73H61ZM68 72H70V73H68ZM96 72V73H95ZM100 72H102V73H100ZM152 72V73H151ZM162 72V73H161ZM202 72V73H201ZM228 72H229V74H228ZM64 73V74H63ZM68 73V74H67ZM84 73L86 74L85 76H83L84 75ZM184 73V74H183ZM186 73V74H185ZM132 74V75H131ZM150 74V75H149ZM194 74V75H193ZM76 75V76H77ZM107 76V77H104V76ZM128 75V76H127ZM190 75H192V76H190ZM93 76V77H92ZM112 76V77H111ZM159 76V77H158ZM186 77V79H185V77ZM188 76V77H187ZM194 76V77H193ZM204 78H203V77ZM91 77V78H90ZM109 77V78H108ZM155 77V78H154ZM92 78H94V79H92ZM65 79V78H64ZM71 79V78H70ZM69 79V80H70ZM92 79V80H91ZM101 79H104L103 81H101ZM113 79V80H112ZM190 79V81H188ZM196 79V80H195ZM212 79H215V78H210V80H212ZM221 79V78H220ZM237 79L238 80H240V81H242V83H237ZM68 79L67 80H64L63 82H62V84L64 85H62L63 87H65V88H67V86L68 85H66V83L69 81ZM100 80V81H99ZM148 80V81H147ZM109 81V82H108ZM177 81V82H178ZM94 82H96V83H94ZM98 82V83H97ZM186 82H184V84L186 83ZM106 83V84H105ZM112 83V84H111ZM115 85H114V84ZM123 83H125V84H123ZM178 83V85H180ZM215 83H216V81H215ZM249 83H250V85H249ZM59 84V83H58ZM86 84V85H85ZM108 84V85H107ZM117 84V85H116ZM131 84V85H130ZM133 84V85H132ZM60 85V84H59ZM98 85V86H97ZM99 85H101V87L99 86ZM111 85V86H110ZM113 85V86H112ZM118 85H120V86H118ZM126 87H125V86ZM128 85H130V86H128ZM234 85H235V87H234ZM240 85V87H241V89H240V87H238ZM246 85H249V86H246ZM110 87V89H109V87ZM117 87V89H115L116 87ZM93 87V88H92ZM97 87V88H96ZM103 87V88H102ZM125 87V88H124ZM127 87L129 88V89H127ZM242 87H243V91H242ZM247 87H250V88H247ZM93 90H92V89ZM100 88V89H99ZM68 89H70L69 88V86H68ZM75 89H77V91L75 90ZM92 90V94H88L87 92H85V90ZM101 89H102V91H101ZM107 89H108V91H107ZM135 89V88H134ZM250 91H249V90ZM251 89H252V91H251ZM256 89H257V91H256ZM75 90V91H74ZM100 90V91H99ZM104 90H106V93H108L109 94V92H110V94L109 95H111V96H115V97H104V98H102V96H101V94H102V92L104 91ZM123 90V91H122ZM125 90H128V91H125ZM234 90V91H233ZM248 90V91H247ZM253 90H255V91H253ZM80 91V92H79ZM97 91V92H96ZM117 91V92H116ZM220 91H221V93L223 94L224 92V94H223V96L222 95H220ZM224 91V92H223ZM227 91V92H226ZM75 92V93H74ZM130 92V93H129ZM52 93V92H51ZM54 93H57V94H54ZM97 93H99L98 95H96ZM118 93V94H117ZM133 93V94H132ZM61 94V95H60ZM75 94H76V96H75ZM94 94V95H93ZM139 94L140 95H143L142 97L141 96H139ZM211 94V95H210ZM213 94V95H212ZM235 94V93H234ZM233 94V95H234ZM56 95V96H55ZM91 95V96H90ZM134 95V96H133ZM197 95V94H196ZM216 95V96H215ZM219 95V96H218ZM93 96V97H92ZM96 96V97H95ZM119 96V97H118ZM202 96V97H201ZM221 96V98H219ZM64 97V98H63ZM75 97V98H74ZM87 97V98H86ZM95 97V98H94ZM143 97H145L146 99H147V101L143 98ZM105 98H107L108 99V101H105ZM202 98V99H201ZM56 99V100H55ZM126 99H128V100H126ZM148 99H149V102H148ZM150 99H152V100H150ZM52 100V101H51ZM58 100V101H57ZM72 100H74V101H72ZM76 100V101H75ZM221 100V101H222ZM72 101V102H71ZM82 101V102H81ZM86 101H88V102H86ZM113 101H115V102H113ZM118 101V102H117ZM130 101V102H129ZM152 101V102H151ZM50 102V103H49ZM51 102H53V103H51ZM71 104H70V103ZM152 104H151V103ZM154 102V103H153ZM159 102V103H158ZM58 103V104H57ZM61 105H60V104ZM113 103L115 104V105H113ZM117 103V104H116ZM119 103V104H118ZM48 104H50V106L48 105ZM151 104V105H150ZM155 104V105H154ZM164 104V105H163ZM169 104H171V105H169ZM48 105V106H47ZM187 105H188V107H187ZM106 106V107H105ZM155 106V107H154ZM172 108H171V107ZM200 106V107H199ZM56 107V108H55ZM103 107H105V108H103ZM171 108V110H170V108ZM175 107H178L177 109L175 108ZM187 107V108H186ZM190 107V108H189ZM204 107H205V109H204ZM214 107H216V108H214ZM224 107V108H223ZM109 108V109H108ZM121 108V109H120ZM174 108V109H173ZM186 108V109H185ZM211 108V109H210ZM214 108V109H213ZM223 108V109H222ZM50 109H49V111H50ZM160 109V108H159ZM175 109H176V111H175ZM187 109H189V110H187ZM225 109H226V111H225ZM119 110H122V111H119ZM172 110H174L173 112H172ZM187 110V111H186ZM170 111V112H169ZM182 111H184L183 113H186V112H188V113H190V117H189V114H183L182 113ZM195 112V113H193V112ZM213 111V112H212ZM235 113H234V112ZM20 112V111H19ZM176 112H178V114L176 113ZM170 113H173L172 115L170 114ZM181 113V114H180ZM192 113V114H191ZM169 114L171 115V117L169 116ZM174 114H177V115H174ZM183 114V115H182ZM261 114V115H260ZM174 116H176V117H174L175 119H172ZM115 117H114V119L113 120H111V121H114L115 120ZM143 117V116H142ZM189 117V118H188ZM144 118V117H143ZM177 118V119H176ZM218 119V120H217ZM256 119H259V121L258 120H256ZM263 119V120H262ZM27 120H29V118L27 119ZM147 120V119H146ZM254 120H256V121H258L257 122V124H259V125H257L256 124V121H254ZM122 121H127V123H129L130 124V122H132V121H130V120H127V119H122ZM97 122V119H95L94 120V122L93 123H95V124H97L96 123ZM201 122V123H200ZM203 122V123H202ZM216 122H219V123H216ZM93 123H91V124H93ZM111 123H116V122H111ZM168 123H169V125H170V123L173 125V127L175 128L176 126L177 127H179V128H177L176 127V129H174L173 127H172V125L171 126H169L168 125ZM213 123V124H212ZM254 123H255V125H254ZM28 125H30L31 124V121L29 122L28 121V123H27ZM94 124V125H95ZM117 124V123H116ZM166 124H167V126H169V127H172V129H171V131L173 132H171V134L167 131V133H165L166 135L163 137V135H164V131L165 130H168L169 129V127L167 128V129H165L164 127L166 126ZM184 124V125H183ZM191 124V125H190ZM199 124H200V126H199ZM202 124H204V125H202ZM221 124V125H220ZM223 124V125H222ZM233 124H235V125H233ZM165 125V126H164ZM213 125V126H212ZM161 126V127H160ZM166 126V127H167ZM186 126V127H185ZM215 126V127H214ZM256 126H258V127H256ZM182 127L184 128V129H182ZM199 127V128H198ZM205 127V128H204ZM206 127H208V128H206ZM129 128V129H128ZM161 128H163V131L162 130H160ZM196 128H198V129H196ZM214 128V129H213ZM223 129V130H225L226 132H228V133H230V134H226L225 135V137H224V134L223 133H220L218 130H215V129ZM225 128V129H224ZM254 128V129H253ZM262 128V129H261ZM128 129V130H127ZM165 129V130H164ZM174 129V130H173ZM180 129V130H179ZM185 130V131H188V130ZM202 129V130H201ZM205 129V130H204ZM210 129V131H208ZM241 129H244L245 131H248L252 136H253V140H256L257 142H255V141H253L252 140V142H249V144H243L242 142L240 143V141L238 140V139H236V138H238L237 137V135H238V133L241 131ZM120 130V131H119ZM170 130V129H169ZM200 130V131H199ZM243 130V131H244ZM254 132H253V131ZM110 131H111V136H113V138H110L111 136H110ZM123 131V133H121ZM124 131H127V132H129V133H127V132H125L124 133ZM216 132V131H218L217 132V136L214 134V133H212V132ZM119 132L121 133V134H119ZM166 132V131H165ZM59 133H61V134H59ZM132 133V134H131ZM147 133V135L146 136H144L145 134ZM200 133V134H199ZM207 133H209L210 135H206ZM260 133V134H259ZM138 134V135H137ZM157 134V136H155ZM160 134V135H159ZM195 134V135H194ZM205 134V135H204ZM212 134V135H211ZM215 135V137H214V135ZM221 134V135H220ZM40 135V136H39ZM95 135V136H94ZM128 135H132L131 137H128ZM151 135V136H150ZM169 135V136H168ZM228 135V136H227ZM55 136V137H54ZM63 136V137H62ZM101 136V137H100ZM103 136H104V138H103ZM122 136V137H121ZM167 136V137H166ZM207 136V137H206ZM220 136V137H219ZM49 137V138H48ZM51 137V138H50ZM53 137V138H52ZM62 137V138H61ZM68 137L70 138V139H68ZM90 137V138H89ZM95 137H97V138H100V140L102 139L103 141H100V140H97V138H95ZM118 139H117V138ZM192 137V138H191ZM206 137V138H205ZM232 138V139H230V138ZM39 138V139H38ZM80 138V139H79ZM123 138H124V140H123ZM126 138V139H125ZM129 138V139H128ZM155 138V139H154ZM38 139V140H37ZM48 139V140H47ZM81 139H82V141H81ZM158 139L156 140V141H158ZM159 139V140H160ZM188 139V140H187ZM199 139V140H198ZM42 140H45V141H42ZM75 140V141H74ZM107 140V139H106ZM105 140V141H106ZM120 140V141H119ZM204 140H206V141H204ZM224 140V141H223ZM38 141V142H37ZM84 141V142H83ZM261 141V142H260ZM40 142V143H39ZM64 142V141H63ZM79 142V143H78ZM87 142V143H86ZM94 142V143H93ZM100 142H102L103 144H98V143H100ZM260 144H259V143ZM197 145H196V144ZM226 143V144H225ZM229 145H231V148H230V146H228V144ZM254 144V147H255V149L257 150L256 152H251V149H252V147H253V144ZM13 144V143H12ZM82 146H81V145ZM91 144V145H90ZM93 144H95L96 146H93ZM183 144V145H182ZM185 144V145H184ZM188 144V146H186ZM190 144V145H189ZM194 145V146H193ZM247 145V146H246ZM18 146V145H17ZM88 146H89V148H88ZM185 146V147H184ZM191 146V147H190ZM194 148H193V147ZM224 148H223V147ZM10 148L12 147V149H16V144L14 143L13 145H10L9 146ZM184 147V148H183ZM187 147V148H186ZM197 147V148H196ZM205 147V148H204ZM228 147V148H227ZM253 147V148H254ZM257 147V148H256ZM19 148H22V147H19ZM97 148V149H98ZM199 148V149H198ZM189 149V150H188ZM190 149H191V151H190ZM194 149V150H193ZM198 149V150H197ZM247 149H249V150H247ZM228 150V151H227ZM260 150V151H259ZM181 151L183 152V153H181ZM189 151V152H188ZM217 151H218V154H217ZM220 151V152H219ZM247 151H249L250 153H252V154H250L249 152H247ZM259 151V152H258ZM81 152V153H80ZM227 152V153H226ZM189 155H188V154ZM200 153L201 155H202V157L201 158H199V159H197L196 158V156L198 155V154ZM220 153V154H219ZM223 153V154H222ZM224 153H226V154H224ZM253 153H254V155H253ZM246 154V155H247ZM78 155V156H77ZM184 157H183V156ZM192 155V156H191ZM249 155H248V159H249ZM254 157H253V156ZM262 155V156H261ZM79 156H82V157H80L79 158ZM212 156V157H211ZM216 156V157H215ZM189 159H188V158ZM192 157V158H191ZM247 157V156H246ZM77 158H79V160H81V162L77 159ZM76 159V160H75ZM221 159V160H220ZM250 159V161L248 160V162H250V165L251 166H253V165H255L253 168H251V169H254L253 171H251L250 173V181L252 182V183H254L255 184V187L254 188H252L253 186H254V184H251V182H249V184L248 185H245L246 187H248V188H251V189H248L249 191L248 192H250L252 195H255V199H253V200H251V202L253 203H251V202H247V201H250V200H246V201H240V203L238 202L237 203V205L239 204V205H241L242 206V208H243V205H245V206H247V207H251V205H254V206H252L251 208L253 209V207L256 209V210H259L260 208V210H264V205H263V203H264V201L261 203L260 201H258V200H261V199H256L257 197H262V198H264V160L262 161V162H260V163H258V162H256V161H252ZM187 160V161H186ZM197 160V161H196ZM219 160V161H218ZM78 161H79V163H78ZM67 162H69V164L67 163ZM190 162H192L191 164H189ZM254 164H253V163ZM71 163H74V164H71ZM195 163H196V165H195ZM208 164V166H207V164ZM252 163V164H251ZM76 164V165H75ZM210 164V165H209ZM65 165V166H64ZM70 165L72 166L73 165V167H70ZM114 164H112V166H113ZM200 165V166H199ZM203 165V166H202ZM205 165V166H204ZM212 165V166H211ZM77 166V167H76ZM111 165L109 166V167H112ZM210 166V167H209ZM60 167V168H59ZM61 167H62V169H61ZM109 167H107V168H109ZM151 167V166H150ZM207 167V168H206ZM262 167V169H260ZM58 168V169H57ZM72 168H74V170L72 169ZM71 169V170H70ZM263 170V171H262ZM68 171H72V172H68ZM77 172V173H73V172ZM254 171H256V172H254ZM260 171H262V172H260ZM62 172V173H61ZM153 172L156 174V176L157 177H155V178H153L154 180L156 179H158V174H160V175H162V179H166L164 182H165V184L163 183V180H161V182L163 183V186H162V183L160 182V184L158 185V183H156V184H150L151 186H153V185H156V188H157V191L156 192H153V193H148V192H145V193H142L141 192V190L143 189V188H145V186H143V185H137V187H134L136 190V194H138V198H137V201H139V202H141V201H143V200H145V202H147V200H148V203H147V206H150V211L151 212H155V211H157V212H159V210L160 211H162V212H165V210H166V212H169V211H171L172 209H174V211H176L175 213H173V214H171V215H173L174 217H171V220L168 222V223H166V224H168V226H162V225H160V224H158L157 223V220H151L150 221V219H147V221H149V223H148V225L147 226H143V228H147V227H152V228H150V231H147V233L148 234H146V236H140V238H139V236H138V234L137 235H134V236H136L135 237V239H138L137 240V244H136V246H137V249H136V247H134L135 248V250H131L133 253L134 252H136L137 253V255H138V257H139V260L138 261H144L148 256H150V255H155L153 258H151V260H150V264H161V263H168V262H166V260L167 261H169V263L170 262H174V263H171V264H175V263H179V264H182V262H184L183 264H190V261H192L191 262V264L193 263H195V262H193V261H195V259L194 258H190V257H192V253L194 252V250H198V251H200V253H201V259L202 260H204V261H202L204 264H209L208 262H209V260H208V258H207V256H209V254H208V251L207 250H210L209 248H211L210 247V245H209V243L210 244H213L212 246H214V247H216V243H218V244H220L223 240H221V239H227V237H228V240H225V241H223L222 243H224L225 245H227V246H229L230 247V245H232L230 248H233L234 247V249H229V248H227V249H225L226 251H220L219 249H213V250H210L211 251V253H212V255H214V253L216 254V255H218V254H224V255H226L227 257H233V261H232V264H236V261L238 260V258H239V255L242 253V252H244L245 253V255H246V258H248L250 261H255V262H257L256 264H264V239H261V238H264L263 236H261V234L263 235V231H264V225H258V226H256V224L252 221V220H248V222L244 219V216H243V218H242V220H245V222H243V221H241V217H239L240 218V220H239V218H236L237 216V214H238V216H240L241 215V212H242V214H244L245 212H246V210L248 209V208H245V209H242L241 208V206L239 207L238 206V208H237V205L235 204V205H232L233 203H235V202H230V200L228 201L227 200V202H226V199L223 197H218V194H216L214 197L213 196H210V198L207 200L206 198H205V196L207 195H205V193L203 194V192L202 191H204V190H202L201 188H197L196 189V187H195V185H193L192 184V186L191 185H189V184H187L188 183V181H186V182H184L185 184H183V181L182 180H178V179H175V175H173V174H171L170 172H166V173H161L160 171H158V172H156L154 169H153ZM260 172V173H259ZM64 173V174H63ZM83 175H82V174ZM85 173V174H84ZM151 169L150 168H148L147 170H145L144 172H143V174H145L148 178H151L152 177V175H151ZM63 174V175H62ZM69 174V175H68ZM71 174V175H70ZM76 174H78V175H76ZM86 174H88V175H86ZM103 174V175H102ZM261 174V176H263V177H259V175ZM263 174V175H262ZM62 175V176H61ZM76 175V176H75ZM92 175L94 176V177H92ZM252 175V176H251ZM254 175V176H253ZM258 175V176H257ZM70 176H72L71 178H69ZM73 176H74V178H73ZM77 177V178H76ZM166 177H168V179L166 178ZM256 178V180L257 181H255V178ZM67 178H69V180L67 179ZM76 178V179H75ZM85 178V180H83V179ZM96 178L97 179H99V181H97L96 180ZM260 178V179H259ZM68 180V182H67V180ZM90 179V182L88 181ZM93 179H94V181H93ZM101 179V180H100ZM66 180V182H65V185H63L64 184V182L63 181H65ZM91 180H92V183H91ZM101 181H102V183H101ZM173 181V183H171ZM181 181H182V183H181ZM255 181V182H254ZM61 182V183H60ZM97 182V183H96ZM155 182H157V181H155ZM176 182V183H175ZM81 183V184H80ZM97 184V185H95L96 187H94L93 188V186H92V184ZM101 183V184H100ZM179 183L181 184V185H179ZM256 183H259V185H260V187L258 186H256L257 184ZM68 186H67V185ZM91 184V185H90ZM172 184H174V186L172 185ZM175 184H177V187H176V185ZM251 184V185H250ZM262 184V185H261ZM179 185V186H178ZM253 185V186H252ZM64 186V187H63ZM98 186H100V187H98ZM171 186H173V188L171 187ZM73 187V186H72ZM181 187V188H180ZM172 188V189H171ZM180 188V190H178V189ZM256 188V189H255ZM63 189H64V191L65 192H62L63 191ZM94 189V190H95ZM186 189V190H185ZM191 189V190H190ZM196 189V190H195ZM255 189V190H254ZM172 190V191H171ZM176 190H178V191H176ZM188 190V191H187ZM162 191H164V192H162ZM185 191H187L186 193H185ZM191 191V192H190ZM193 191H195V192H193ZM199 191L200 192H202L201 193V197H200V194H198L199 193ZM253 191H255V192H253ZM257 191V192H256ZM57 192H62V193H57ZM174 192H175V194H174ZM178 192H179V194H178ZM181 192V193H180ZM184 192V193H183ZM205 192V191H204ZM193 193L196 195V193L198 194V195H196V196H194L193 195ZM56 194V195H55ZM188 194V195H187ZM177 195H178V197H177ZM184 195H185V198H183L184 197ZM188 197H187V196ZM189 195H193L192 197L191 196H189ZM202 195H204V198L205 199H202L201 200V198H203L202 197ZM115 196V195H114ZM181 197V198H180ZM187 197V198H186ZM207 197H209V195H207ZM212 197V198H211ZM55 198V197H54ZM193 198V199H192ZM200 198V199H199ZM221 198H222V200L223 201H221ZM212 199V200H211ZM225 199V200H224ZM201 200V201H200ZM205 200V201H204ZM47 201V202H46ZM52 200H50L49 198H47L44 202L46 203V205H45V207H42L41 209H40V215H39V217H38V220H37V223L35 224V225H33V226H31V227H29V228H26V229H23V230H17V231H13V232H11L10 233V231H7V233H8V235H11V234H13V237L16 239L17 237H19V239H21L22 238V240L23 239H25V237L24 236H26L27 238L29 237V239L30 238H33L34 236L33 235H35V237L34 238H38L40 235H38V234H34L33 232H35V231H37V224L38 223H40V222H42V221H44V220H46V217H45V215H48V203H50ZM161 201V202H160ZM202 201H204V202H202ZM207 201H209V203L207 202ZM212 201V202H211ZM226 203H225V202ZM202 202V203H201ZM206 202V203H205ZM244 202H246V203H248V204H245ZM215 203H216V205H215ZM195 204V205H194ZM211 204V205H210ZM217 204H218V206H217ZM257 204H259V205H257ZM162 205V206H161ZM197 205H198V207L201 209V212L200 211H197V213L198 214H196L195 213V211L193 210V206L194 207H197ZM204 205V206H203ZM263 205V206H262ZM211 206V207H210ZM223 206V207H222ZM233 206V207H232ZM260 208H259V207ZM204 207V208H203ZM228 207V208H227ZM235 207V209H233ZM46 208V209H45ZM211 208V209H210ZM250 208V209H251ZM257 208H259V209H257ZM229 209V210H228ZM254 209V210H255ZM43 210H45V212H46V210H47V213H45ZM105 210H107V212H108V214H111L110 213V211H108L109 209L107 208V209H105ZM167 210H169V211H167ZM202 210H203V212L204 213H206L205 215L204 214H202ZM43 211V212H42ZM223 211V214L221 213ZM230 211L232 212L231 214H230ZM137 212V211H136ZM165 212V213H166ZM256 212H259V211H256ZM42 213V214H41ZM233 213L235 214V215H233ZM137 214H138V212H137ZM201 214V215H200ZM214 214V215H213ZM220 214H222V215H220ZM44 215V216H43ZM183 216V218H184V221L186 222V223H197L198 224V226H196V232H195V230L193 229L192 231H193V233H183V234H181V235H183V236H181V235H179L180 234V232L179 231H174V230H176V228L175 227H177V225H180L181 224V222H182V218H181V216ZM203 215V216H202ZM216 215V217L214 218V216ZM43 216V217H42ZM202 216V217H201ZM205 216V217H204ZM206 216H208V217H206ZM218 216V217H217ZM235 216V217H234ZM149 217V216H148ZM209 217H210V219H209ZM212 217V218H211ZM205 218V219H204ZM203 219H204V221L205 220H208V221H206L205 222V225L203 224ZM234 219V220H233ZM139 220V219H138ZM221 220V221H220ZM232 220H233V222H232ZM46 222V221H45ZM200 222V223H199ZM201 222H202V224L204 225V226H206L205 228L203 227V225H201ZM221 222H223V223H225V225L230 229V230H232L234 233L235 232H237V231H239L238 229L240 228V229H242L241 231H239L240 233H235L236 235H234V237H232V239H231V237L229 236V235H225L224 233H223V231H221V232H219V230H222V229H219L218 228V225H220V223ZM208 223V226L209 227H207V224ZM245 223V224H244ZM247 223H249L250 224V227H247V226H249V224H247ZM255 225H254V224ZM152 224V225H151ZM237 224H238V229H237ZM244 224V225H243ZM246 225V226H245ZM253 225L254 226H256V227H253ZM200 226L202 227V228H200ZM160 227V229H159V231H158V228ZM167 227V228H166ZM261 227V228H260ZM175 228V229H174ZM211 228V229H210ZM255 229V231L253 230V229ZM181 229V228H180ZM203 229H204V233H203ZM250 229H252V233H251V230ZM207 230V231H206ZM263 230V231H262ZM22 231V232H21ZM26 231V232H25ZM170 231L172 232V234H169L170 233ZM57 232H60V231H57ZM62 232H65V230H62L61 231V233ZM142 232V231H141ZM173 232H175V234L173 233ZM194 232H195V234H194ZM246 232V233H245ZM256 232H258L259 234L258 235H256ZM10 233V234H9ZM26 233V234H25ZM161 233V234H160ZM178 233V234H177ZM196 233L198 234V238H200V237H203V238H201V239H197V235H196ZM206 233V234H205ZM254 233H255V237H254ZM21 234V235H20ZM29 236H28V235ZM140 234V233H139ZM141 234H145L144 232H142ZM160 234V235H159ZM174 234V235H173ZM200 234V235H199ZM202 234V235H201ZM211 234V235H210ZM237 234H239V235H237ZM248 234V235H247ZM19 235V236H18ZM177 237H176V236ZM190 235V236H189ZM194 235V236H193ZM227 236V237H225V236ZM253 235V236H252ZM21 236V237H20ZM37 236V237H36ZM171 236V237H170ZM179 236H180V239L183 237L184 239H185V242H184V239H182L183 240V242H182V240H180L179 239ZM200 236V237H199ZM257 236H258V238H257ZM24 237V238H23ZM55 237H56V235H54V237H53V239H52V243H56V245H58L59 244V241L58 240H56L55 239ZM174 237V238H173ZM176 237V238H175ZM239 237V238H238ZM188 238H191V240L192 241H194V242H192V244H194V246H198L196 249H193L194 247L193 246H189V245H192V244H188V243H191V240H188ZM194 238V239H193ZM18 239V238H17ZM134 239V240H135ZM153 239V243L151 242V240ZM164 239H166L167 241H165L164 242ZM171 240V241H169V240ZM196 239L198 240V241H196ZM204 239V240H203ZM235 239H238V240H235ZM22 240H20V241H22ZM144 240V241H143ZM179 240V241H178ZM207 240V241H206ZM232 240V241H231ZM210 241H212V242H210ZM234 241V242H233ZM188 242V243H187ZM207 242H209V243H207ZM226 242V243H225ZM228 242V243H227ZM232 244H231V243ZM141 243V244H140ZM170 245H169V244ZM188 245H187V244ZM200 243V244H199ZM238 243V244H237ZM156 244H158V245H156ZM166 244H168L169 245V248H168V246L166 245ZM229 244V245H228ZM238 245V247H237V245ZM33 245V244H32ZM35 245V244H34ZM176 245V246H175ZM187 245V246H186ZM204 245H206V246H208L209 248H207V250L205 251L203 248H202V246H204ZM148 246V247H147ZM184 246V247H183ZM185 246H186V248L188 249V250H191V251H193L192 253L190 252V251H188V250H185L186 248H185ZM240 246V247H239ZM243 246V247H242ZM150 247L153 249H150ZM235 247H237L238 249H235ZM42 248H44V247H42ZM145 248V249H144ZM148 248V249H147ZM155 248V249H154ZM166 250H165V249ZM213 248V247H212ZM45 249V250H44ZM44 249H42V250H44V251H42L41 249H39L40 250V253H41V256H42V254L43 255H46V252L48 253V254H51V256H56L57 258H60L61 257V254H63L64 252H65V250H63V249H57V246H56V248H48L49 249V251L48 250H46L47 248H44ZM78 248L77 247H74V248H71L69 251H70V254L71 253H74V252H77L78 250H77ZM144 249V250H143ZM156 249H158V251L156 250ZM160 249V250H159ZM72 250V251H71ZM147 250V251H146ZM185 250V251H184ZM206 252H204V251ZM181 251V252H180ZM202 251L204 252V253H202ZM123 253L125 252V251H122ZM140 252H141V254H140ZM148 252V253H147ZM160 252V253H159ZM169 252V253H168ZM188 252H190L188 255H187V253ZM181 253V254H180ZM149 254V255H148ZM176 254V255H175ZM178 254V255H177ZM207 256H206V255ZM143 255V256H142ZM186 255V256H185ZM173 256H174V258H173ZM183 256V257H182ZM204 256H205V258H204ZM190 259H189V258ZM195 257V256H194ZM204 259H203V258ZM167 258V259H166ZM251 258V259H250ZM177 259V261H175V260ZM207 259V260H206ZM188 260V261H187ZM254 262V263H255ZM253 263V264H254ZM136 264H140V263H136ZM212 264V263H211ZM215 264H217V262L215 261Z\"/></svg>",
  "mask_w": 264,
  "mask_h": 264
},
{
  "label": "water",
  "instance_id": "3",
  "mask_svg": "<svg viewBox=\"0 0 264 264\" xmlns=\"http://www.w3.org/2000/svg\"><path fill=\"white\" fill-rule=\"evenodd\" d=\"M127 17L132 14L127 13ZM53 14L45 17V22L52 20ZM180 19L169 18L165 21L167 25L179 24ZM154 48L152 44L144 40H133L111 45L109 49L124 53H137ZM91 49H65L56 54L55 61L80 60L85 57ZM91 205L84 196L75 193H65L61 195L53 204L49 220L44 231H60L77 228L82 223L85 214L91 211ZM21 245L18 242L0 236V264H19L17 257Z\"/></svg>",
  "mask_w": 264,
  "mask_h": 264
}]
</instances>
